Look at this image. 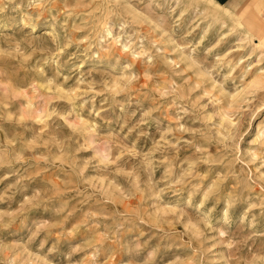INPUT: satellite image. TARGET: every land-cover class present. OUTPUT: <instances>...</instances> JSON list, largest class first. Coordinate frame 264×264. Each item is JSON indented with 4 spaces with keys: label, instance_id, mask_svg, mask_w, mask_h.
<instances>
[{
    "label": "rangeland",
    "instance_id": "obj_1",
    "mask_svg": "<svg viewBox=\"0 0 264 264\" xmlns=\"http://www.w3.org/2000/svg\"><path fill=\"white\" fill-rule=\"evenodd\" d=\"M221 10L0 0V264H264V16Z\"/></svg>",
    "mask_w": 264,
    "mask_h": 264
},
{
    "label": "crops",
    "instance_id": "obj_2",
    "mask_svg": "<svg viewBox=\"0 0 264 264\" xmlns=\"http://www.w3.org/2000/svg\"><path fill=\"white\" fill-rule=\"evenodd\" d=\"M230 10L239 11L245 15V20L257 23L264 16V0H213ZM262 9V11H260ZM231 10V11H232ZM243 15V16H244Z\"/></svg>",
    "mask_w": 264,
    "mask_h": 264
},
{
    "label": "bare ground",
    "instance_id": "obj_3",
    "mask_svg": "<svg viewBox=\"0 0 264 264\" xmlns=\"http://www.w3.org/2000/svg\"><path fill=\"white\" fill-rule=\"evenodd\" d=\"M217 7H219V8H221L222 10L221 11H217L215 14H214V17H216V18H219V17H225V16H227V13L228 14H231L232 13V11L229 9V8H227V7H225V6H223V5H220V4H218V3H216L215 1H213V0H211ZM236 23H237V25H238V22L237 21H235Z\"/></svg>",
    "mask_w": 264,
    "mask_h": 264
}]
</instances>
